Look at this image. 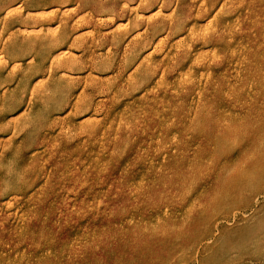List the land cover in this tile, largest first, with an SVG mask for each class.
<instances>
[{
	"label": "rangeland",
	"instance_id": "1",
	"mask_svg": "<svg viewBox=\"0 0 264 264\" xmlns=\"http://www.w3.org/2000/svg\"><path fill=\"white\" fill-rule=\"evenodd\" d=\"M102 1L67 70L101 122L59 96L56 123L0 160V264H264V0ZM128 4L147 20L139 70L135 44L104 39Z\"/></svg>",
	"mask_w": 264,
	"mask_h": 264
},
{
	"label": "bare ground",
	"instance_id": "2",
	"mask_svg": "<svg viewBox=\"0 0 264 264\" xmlns=\"http://www.w3.org/2000/svg\"><path fill=\"white\" fill-rule=\"evenodd\" d=\"M145 1L141 0L140 4L145 6ZM60 4L66 6L62 8ZM113 8L114 3L102 0H0V144L11 134V145L8 151L0 152V160H14L17 152L21 154L24 140L23 137L16 140L19 135L39 123L48 126L56 123L51 109L59 96L67 105L63 112L83 114L78 118L87 116L86 123L97 125L101 122L96 113L91 114L94 103L84 92L79 95L67 92L75 88L71 87L75 80L68 71L84 67L83 58L77 57L75 49L85 46L86 38L102 25V14ZM129 8L130 4L118 11L128 20L127 24L116 28L129 27L121 33L113 30L104 39L106 43L135 44L129 49L133 59L130 69L137 67L139 70L150 58L144 56L146 40H141L142 35H134L133 26L147 20L139 9L129 11ZM85 25L92 30L83 31ZM20 32L30 33L26 37ZM95 45L92 43L88 47ZM56 67L64 70L58 71ZM145 72L150 73V66ZM3 85L5 89L1 91ZM16 107L17 112H24L20 119L8 115ZM65 157L62 154L59 160ZM55 182L48 184L50 195L60 190ZM66 184L67 180H64L62 189Z\"/></svg>",
	"mask_w": 264,
	"mask_h": 264
}]
</instances>
